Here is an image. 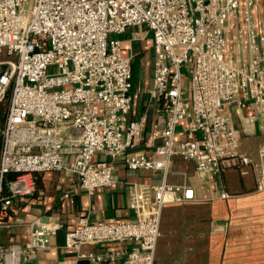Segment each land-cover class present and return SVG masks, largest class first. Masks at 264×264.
Listing matches in <instances>:
<instances>
[{
    "label": "built area",
    "instance_id": "built-area-1",
    "mask_svg": "<svg viewBox=\"0 0 264 264\" xmlns=\"http://www.w3.org/2000/svg\"><path fill=\"white\" fill-rule=\"evenodd\" d=\"M257 1L264 5L34 0L29 10V0H0V230L12 225L13 201L37 193L39 175L69 170L93 196L113 184L121 158L131 170H161L162 182L131 186L132 220L80 218L66 233L64 249L75 264H156L165 207L194 199L190 185L168 181L175 158L211 176L252 169L256 191L264 192V143L256 159L240 153V132L224 111L253 104L256 116L244 117L249 135L257 118L264 121V28L256 24ZM233 24L236 45L247 47L244 65L228 58ZM130 28L131 42L152 34L148 93L157 120L145 144L155 157L135 152L146 116H135L134 55L125 53L120 39ZM14 55L17 61L1 59ZM27 227L24 243H0V264H27L51 250L57 228L40 217Z\"/></svg>",
    "mask_w": 264,
    "mask_h": 264
},
{
    "label": "crops",
    "instance_id": "crops-1",
    "mask_svg": "<svg viewBox=\"0 0 264 264\" xmlns=\"http://www.w3.org/2000/svg\"><path fill=\"white\" fill-rule=\"evenodd\" d=\"M257 3L256 24L261 30L264 28V5L260 1ZM231 29L228 58L244 65L248 61L247 47L236 45L234 24ZM134 30L131 29V34ZM131 34L127 31L120 36L126 54L133 52ZM147 41L153 51L152 40ZM152 64L153 60L147 67L146 78L135 86V116H146L143 142L135 152H143L148 157H155L145 141L157 120L155 103L148 93L152 88ZM224 111L230 114L233 127L240 132L239 152L256 159L264 143V121L257 118L253 135L244 131V117L256 116L255 106L250 104L240 111L237 106L228 105ZM71 163V157H67L68 168ZM113 180L110 187L98 189L90 196L80 188L76 175L69 170L39 175L37 193L13 201L8 220L12 225L0 230V243H24L28 238L27 223L40 217L57 228L58 234L52 240L50 251L40 253L37 260L27 264H75L74 256L65 251L64 243L66 233L78 227L79 219L88 217L94 223L132 220L131 186L134 183L158 185L163 180V172L131 170L120 158L113 171ZM168 181L190 185L194 199L165 207L156 264H264V192L256 191L252 169L242 174L234 167L219 176H211L198 173L193 162L175 158ZM223 193L227 197H222Z\"/></svg>",
    "mask_w": 264,
    "mask_h": 264
},
{
    "label": "rangeland",
    "instance_id": "rangeland-1",
    "mask_svg": "<svg viewBox=\"0 0 264 264\" xmlns=\"http://www.w3.org/2000/svg\"><path fill=\"white\" fill-rule=\"evenodd\" d=\"M33 3H34V0H29L27 4V8L29 10H31ZM128 33L131 34V28L128 30ZM148 40H152V34L149 35ZM133 55H134V85L137 86V83L139 80L143 81L146 78V75L148 73L147 67L150 66L151 60H153V56H154V52L151 50V46L149 42L147 41V39L146 41L142 40V41L134 42ZM1 59L17 61L18 57L17 55L3 56L1 57ZM185 84L188 85L189 82L186 81Z\"/></svg>",
    "mask_w": 264,
    "mask_h": 264
}]
</instances>
